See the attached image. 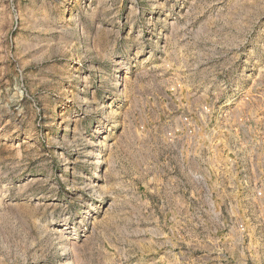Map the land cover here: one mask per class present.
Wrapping results in <instances>:
<instances>
[{
    "label": "rangeland",
    "instance_id": "374dc122",
    "mask_svg": "<svg viewBox=\"0 0 264 264\" xmlns=\"http://www.w3.org/2000/svg\"><path fill=\"white\" fill-rule=\"evenodd\" d=\"M258 111L264 195V0H0V264H264L227 163Z\"/></svg>",
    "mask_w": 264,
    "mask_h": 264
},
{
    "label": "built area",
    "instance_id": "2783aa9c",
    "mask_svg": "<svg viewBox=\"0 0 264 264\" xmlns=\"http://www.w3.org/2000/svg\"><path fill=\"white\" fill-rule=\"evenodd\" d=\"M259 112V113H258ZM248 112L239 116L238 126L230 128L227 159L229 177L236 189L238 204L263 212V112ZM212 170L219 171V162L212 157ZM201 182L202 177L196 180Z\"/></svg>",
    "mask_w": 264,
    "mask_h": 264
},
{
    "label": "crops",
    "instance_id": "0c3cea01",
    "mask_svg": "<svg viewBox=\"0 0 264 264\" xmlns=\"http://www.w3.org/2000/svg\"><path fill=\"white\" fill-rule=\"evenodd\" d=\"M189 233L192 235V237H189ZM200 241H202L201 234L199 236L193 228L187 229L180 227L174 229L171 226L169 229H167V224H165L164 243L170 248H174L179 244L188 247L192 246L193 243H200Z\"/></svg>",
    "mask_w": 264,
    "mask_h": 264
},
{
    "label": "bare ground",
    "instance_id": "6f19581e",
    "mask_svg": "<svg viewBox=\"0 0 264 264\" xmlns=\"http://www.w3.org/2000/svg\"><path fill=\"white\" fill-rule=\"evenodd\" d=\"M67 251H68V247L66 246L65 249H64V251H62L61 258H63L64 256L67 255V253H68ZM65 252H67V253H65Z\"/></svg>",
    "mask_w": 264,
    "mask_h": 264
}]
</instances>
